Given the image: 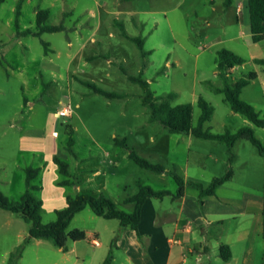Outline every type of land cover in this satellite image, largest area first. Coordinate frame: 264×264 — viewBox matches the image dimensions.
<instances>
[{
    "label": "rangeland",
    "instance_id": "rangeland-1",
    "mask_svg": "<svg viewBox=\"0 0 264 264\" xmlns=\"http://www.w3.org/2000/svg\"><path fill=\"white\" fill-rule=\"evenodd\" d=\"M15 2L4 0L0 4V191L10 200L19 201L26 192L27 168H41L33 184L40 189L35 195L44 204L42 217L47 224L56 220V211L66 207L68 196L80 194L79 185L84 192L94 193L105 180L103 194L128 213L133 205L124 200L127 194L136 193L139 180L154 190L177 193L178 185L171 175L140 168L121 147L117 146L123 151L122 159L113 161L115 153H105L106 149H114L113 136L126 138L138 155L165 165L186 180L208 185L232 171L233 179L217 192L219 198L241 200L246 194L264 197V157L250 141L238 140L229 149L221 142L169 133L150 122V108L143 105L141 86L122 71L123 67L131 76L143 71L155 97L174 93L173 105L192 104L194 126L201 116L198 101L203 98L215 109L205 130L223 134L227 128L236 132L250 125L264 142V128L233 112L224 95L207 84L221 86L217 54L222 49L233 51L246 63L231 74V80L257 73V79L243 90L241 98L264 115V69L253 61L264 58V41L253 43L248 28L242 33L247 37L230 39L240 33L239 26L220 20L219 0L215 5L211 0H26L20 20L22 30L36 29L38 9L50 10L48 25H62L64 30L19 38L14 25ZM244 16L248 25L247 9ZM232 18L228 12L226 20ZM120 24L128 35L144 40V50L150 52L145 69L139 47L122 34ZM44 43L49 45L48 53ZM82 81L129 96L110 100ZM67 105L73 107V116L59 118L57 113ZM68 128L74 130L75 156L67 150ZM23 148L45 154L41 158L22 152ZM55 157L69 165L71 177L59 172ZM101 163L105 177L94 175ZM65 180H76L77 186L61 185ZM186 192L197 198L200 208L198 191L187 187ZM155 203L158 210L173 206L170 197L164 198L163 204ZM174 211L178 215V209ZM7 213L13 220L10 227L0 221L2 264H10L7 252H15L24 244L31 226L20 216ZM190 226L192 234L186 235L196 243L199 227L194 223ZM75 229L97 236L101 247L93 246L89 239L76 243L69 240L64 252L51 241L32 240L24 245L19 264H103L111 252L116 264H124L126 252L118 245L127 244L134 230L123 229L118 220L100 218L90 208L72 220L68 231ZM223 234L228 238L230 227ZM217 236L218 230L212 228V244ZM179 240L173 237V241ZM185 255L187 264H198L196 255L188 251Z\"/></svg>",
    "mask_w": 264,
    "mask_h": 264
},
{
    "label": "trees",
    "instance_id": "trees-1",
    "mask_svg": "<svg viewBox=\"0 0 264 264\" xmlns=\"http://www.w3.org/2000/svg\"><path fill=\"white\" fill-rule=\"evenodd\" d=\"M232 0H226L225 4L229 6ZM23 0H20L16 8L15 27L17 29L16 37L20 36H37L40 37L43 33H55L64 30L62 25H48L50 18V10L43 9L37 12L36 29H28L20 31L19 17ZM247 7L250 14V31L253 43L257 44L264 41V0H248ZM122 34L130 41L137 44L142 55V68L145 69L148 65V57L150 52L144 50V40L139 37H132L127 34L124 26L121 25ZM46 52H49V45L44 43ZM246 63V60L228 49H222L217 54V75L221 81V86H217L212 82L207 84L214 90L215 93L224 95L225 101L230 105L233 112L241 114L250 123L258 128H264V115L256 110V108L245 102L242 98L243 90L257 79V73L251 72L246 77L237 81L231 80V71L235 67H240ZM254 63L260 65L264 69V58L254 59ZM122 71L127 75L128 79L136 84H139L143 90L142 102L143 105L150 108V122L160 125L164 130L171 134H186L196 138L217 141L226 144L229 149H232L238 140L250 141L264 157V142L260 141L253 127L244 125L236 132H232L229 128L223 134H213L204 129V125L211 121L214 115V107L205 99L200 98L198 106L201 109V116L198 125L194 126V106L190 103L173 105L172 100L176 98V94L171 93L161 97H155L150 91V83L143 78V71L138 76L128 75L125 68ZM83 84L91 88L95 93L105 96L110 100L127 98L128 94L116 92H107L94 83L82 81ZM69 142L67 150L76 155L74 150L75 139L74 130L68 128ZM116 146L130 152V159L135 162L140 168L151 171L158 175L169 174L173 177L178 185L177 193H172L167 190L157 191L146 185L142 181H137V191L135 194H127L125 203L133 205L131 213L119 210L117 204L104 194L98 196L76 194L67 197V205L63 210L56 211V220L52 223L43 222V203L35 195V192L40 190L38 186L33 184V181L38 177L40 168L26 169V192L19 201H12L0 191V209L6 210L13 214L20 215L21 218L31 225L29 237L25 239L24 244L13 252L10 256V264H19L20 258L23 255L24 245H28L32 240H47L51 241L56 247L67 252V243L69 240L79 242L86 239L87 235L80 229L68 231L72 220L76 215L83 212L86 208H90L92 212L105 220H118L123 229L131 228L139 232V226L142 219L143 206L149 199L163 200L166 197L180 199L184 197L187 187H191L198 191V199L203 206L204 199L210 196H215L217 190L225 183L233 179V172L229 171L225 176L215 178L210 184L205 185L200 181L193 179L186 180L176 171H169L163 164L153 163L150 160L138 155L128 144L126 138H115ZM55 164L59 168V172L67 177H71L70 167L58 157L54 159ZM63 186H77L76 180H65L60 183ZM264 213V207H263ZM221 258L228 262L232 257L230 247L222 244L220 246ZM113 253L111 252L103 264H112Z\"/></svg>",
    "mask_w": 264,
    "mask_h": 264
},
{
    "label": "crops",
    "instance_id": "crops-1",
    "mask_svg": "<svg viewBox=\"0 0 264 264\" xmlns=\"http://www.w3.org/2000/svg\"><path fill=\"white\" fill-rule=\"evenodd\" d=\"M19 1L20 0H16V7L13 8L15 13L14 25L16 20V8ZM25 1L26 0H23V4ZM225 2L226 0H219V9L221 11L220 20L226 21L228 24H238L240 32L237 36H231L230 39L247 37V34L242 33L246 28L250 31V14L248 25L245 24L244 16L245 9H247L249 13L247 7L248 0H232L229 6H227ZM3 3L4 0H0V4ZM211 3L215 5L216 0H211ZM22 9L19 17V25L22 17ZM39 10L40 9L36 11V16ZM228 12L232 13V21L226 20ZM226 23L223 25L225 26ZM224 29L227 34L230 33L227 30L228 28ZM26 30H22L20 27L21 32ZM248 34L252 40L251 31ZM254 59L259 58H253V61ZM237 69L238 67H235L231 71V74ZM113 138L115 139L116 137L113 136ZM113 148L112 150L106 149L105 153H115L116 157L113 161H119L122 159L123 151L120 150L115 143ZM22 152L35 154L41 158L45 154V151H37L28 148H23ZM129 154L130 152H128L127 156H129ZM52 157L53 154H50L51 159H53ZM123 159H125V157ZM116 163L117 162H113L114 165H116ZM105 174L104 163H101L95 170L94 175L97 177H105ZM77 189L80 194L98 196L103 194V189H106V181L101 180L99 190L94 193L84 192L81 185H79ZM217 192L215 196L205 198L203 206H200V208L198 203H196L197 198L189 196L187 192L184 197L180 199L170 197L173 204L170 209L158 210L155 202L159 201L161 202L160 204H163L164 199L147 200L143 206L139 232L134 231L133 234L129 235L130 240L127 244L118 245V248L126 252V258L123 260L124 264H182L183 256L186 251L198 257L196 260L198 264H264V242L260 241L261 239L264 240V197L246 194L241 200L234 198H219ZM62 193L64 194V191ZM236 201H239V204H235L234 202ZM175 208L178 209V215H175ZM7 212L6 210L0 209V221L4 222L6 227H10L13 219ZM19 218H21V216ZM182 222L184 223L183 226H181ZM192 223L199 227V240L196 243H191L190 238L186 235V227ZM227 227L231 229V234L228 238L223 234V231H225ZM30 228L31 226L28 228V231H30ZM212 228H215L219 232V236L214 238V244L210 242V230ZM84 232L87 235L86 239L95 236H89V232ZM172 232L173 236H170ZM173 237L179 238V243L173 242ZM252 238H255V240L252 241ZM140 240H142V242ZM237 243L240 244L237 245ZM222 244L230 247L232 257L228 262L224 261L220 256V246ZM12 253V250H9L6 255L11 256ZM115 259L114 257L112 264H116ZM0 264H2L1 247Z\"/></svg>",
    "mask_w": 264,
    "mask_h": 264
},
{
    "label": "built area",
    "instance_id": "built-area-1",
    "mask_svg": "<svg viewBox=\"0 0 264 264\" xmlns=\"http://www.w3.org/2000/svg\"><path fill=\"white\" fill-rule=\"evenodd\" d=\"M74 113L73 107L71 105H67L65 107H63L59 112H58V117L62 118V117H72ZM54 136H57V132H54ZM186 233L187 234H192V228L190 225H188L186 227ZM89 241L90 243L95 246V247H100V241L96 236H91L89 237ZM175 243H179V241H173ZM182 264H187V257L186 255L183 256V260H182Z\"/></svg>",
    "mask_w": 264,
    "mask_h": 264
}]
</instances>
